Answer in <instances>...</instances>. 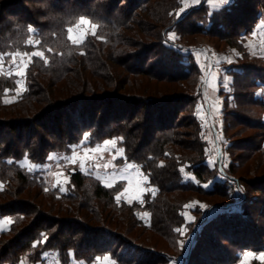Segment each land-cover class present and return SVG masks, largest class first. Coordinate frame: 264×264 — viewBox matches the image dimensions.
<instances>
[{"label":"trees","instance_id":"obj_1","mask_svg":"<svg viewBox=\"0 0 264 264\" xmlns=\"http://www.w3.org/2000/svg\"><path fill=\"white\" fill-rule=\"evenodd\" d=\"M178 1L0 0V54L10 59L15 53L31 54L39 49L48 61L45 64L32 57L26 90L11 103L5 98L17 90V79L0 74V135L5 129L17 133V140H0V181L11 187L19 185L12 191L0 189V218H13L9 229L0 232V264H37L49 251L57 253L60 264H72V260L93 263L105 255L116 264H168L172 257L169 252L132 240L148 232L172 245L178 236L176 228L184 222L181 212L194 194L215 199L211 208H220L223 213L206 231L196 232L195 244L186 251L182 264H232L245 250L264 251V232L249 220L252 208L260 201L250 198L244 175H236L240 167L233 163L226 171L219 164L214 168L207 164V142L197 116L204 74L188 44L196 35H205L234 45V40H239L245 30L252 31L264 17V1L257 2L255 8H263L258 13L246 7L244 0H234L211 15L204 2L202 8H194L179 22L174 13ZM152 3L159 5L148 15ZM150 16L156 31H147L146 36L155 44L140 53H125L133 35L148 29ZM82 17L95 22L98 29L82 46H75L68 38V29ZM201 20L208 26L199 24ZM29 26L35 34L29 33ZM170 31L178 32L179 43L167 39ZM186 38L187 44L183 42ZM115 47L123 49L120 59L114 55ZM152 50L157 59L151 64ZM134 59L141 64L129 69ZM231 67L230 95L236 109H264V101L256 95L264 84V61L242 59ZM161 82L166 85H157ZM228 108L224 109L225 131L229 130V119L238 117L237 111ZM248 115L254 117L253 113ZM65 116L70 119L67 129L62 122ZM247 124L261 131L256 147L247 155L249 159L258 152L264 154V119L248 120ZM39 127L48 128L44 136L37 133ZM85 133L92 144L121 139L126 160L139 165L155 191L147 193L141 203L118 202L117 188H108L76 171L71 174L73 189L60 195L55 190L45 191L40 179L17 163L24 157L44 162L51 152L68 151ZM247 159L242 158L243 165ZM189 174L191 179H187ZM218 175L223 182L215 180ZM211 181V188L206 189L204 185ZM231 181L240 187L244 184L239 201ZM36 188L50 198L48 212H42L41 204L35 201L18 200L24 191L30 193ZM56 201L69 203L67 209L53 206ZM236 201L240 211H229ZM137 212H149V219L139 220ZM138 228L143 233L135 232ZM217 234L229 247L218 241ZM44 236L47 241L37 243Z\"/></svg>","mask_w":264,"mask_h":264},{"label":"rangeland","instance_id":"obj_2","mask_svg":"<svg viewBox=\"0 0 264 264\" xmlns=\"http://www.w3.org/2000/svg\"><path fill=\"white\" fill-rule=\"evenodd\" d=\"M244 1L247 4L246 7L251 6V9H253L257 13L260 12V10L263 11V8L260 6V8H255L259 0ZM263 1L264 0H261V2ZM178 2L179 5L174 11L175 15L177 16L178 22L182 21L184 17H186L194 8H202L204 2L206 4V7H208V12L210 15L224 8L221 0H200V2L197 4H193L192 0H179ZM233 2L234 0H232V3ZM158 5L159 4H150L148 15L150 14V11H153ZM239 18L240 20L243 19V17L240 16ZM86 19L89 20L91 24L96 26V35L98 25L92 20L88 18ZM79 21L72 27H69V29H73L71 35L74 38L79 40L81 36L84 37L82 43H76L73 40L69 39L75 46H82L85 41L89 39V37L95 36L92 34L90 25H80L77 28L76 26H78ZM148 21L150 25L148 26V29L144 28L138 33V35H133V43L132 45H128L129 48H126L125 53H140L146 46L148 47L151 44H155L153 38L146 36V33L147 31H150V33H155L156 28H154V26L156 25V23L154 22V18L151 16L148 17ZM202 22L203 20H201L199 24L201 23L203 25L204 23ZM205 24L208 26V22H206ZM243 34L244 35L239 40H234V45H232L233 42L231 44H226L223 41H217L215 38L205 35H196L193 40L190 41V43H188L189 40L187 38L184 39L183 42L191 45L190 49L196 57L197 63L199 64L204 74L202 76L204 85L202 97L197 107V116L202 124V136L207 142V164L211 168H214L219 164L222 169L224 168L226 171L233 163L240 167L236 175L239 177L240 175H244L243 180L246 184V190L250 195V198H257L260 201L258 204L256 203L252 208L253 212H251V218L249 220H251V224L257 226L264 232V192L257 191L258 189L264 190V154L258 152L247 159V155L250 154L254 147H256L255 145L258 135L261 134V131L252 128L247 124L248 120L256 121L260 117H263L264 119V109L253 107V109L249 112L246 109L237 110L230 95L233 85V77L230 75V71L233 69L231 66L240 62L242 59L248 58H254L264 61V17H262L256 23L252 31L249 32L248 30H245ZM69 35L70 33L68 31V38ZM129 35L131 36V34ZM167 39L169 41L179 43L180 35L177 31H170L167 33ZM141 41L145 43V45L143 43L142 45H140L139 42ZM38 50L39 49L35 51ZM153 51L155 50H152L151 59L149 61V63L151 64L157 59V56ZM189 51L184 52L187 54L189 53ZM121 57L122 55L118 56L119 59ZM16 59L17 63L19 64L21 61V57L17 56ZM23 59L24 62H27V57H23ZM11 60L12 57L10 59H5L4 57L2 66H0V74L15 77L18 84L16 91L7 94L5 98V101L7 103L16 101L18 97L24 92V90H20V84L18 83V81H23V87L26 88L27 71L26 77L24 78L16 76L14 73L17 68L16 65H13L11 63ZM133 64L140 66L141 62L134 59L132 60V66L128 65L127 67L129 69L133 68ZM114 66L115 65L113 64V67ZM117 69L121 70L122 68L119 67ZM144 80L149 79L144 78ZM157 85L165 86L166 84L161 82ZM256 95L258 98L264 101V84H261L260 89L256 91ZM226 99L229 100V103H227V105L230 108L228 109H233V111H237L238 114L237 118L232 117L231 119H229L230 123H228V131H225L226 125L224 109L225 106L227 107V105L225 104ZM94 109L95 108L92 107L91 111L93 112ZM101 110L104 112L105 108L102 107ZM248 113H253L254 117H251L250 115H248ZM186 115L183 119L185 123L187 122L185 119ZM66 117L67 116L64 117L62 122L63 127L67 129L69 123L68 121L70 119L68 120V117ZM72 119L73 121L77 122L75 116ZM50 126L51 125H49V127ZM184 129L185 131H191V129H188V127H185ZM49 130H51V127ZM47 131L48 128L44 127H39V129H37V133L41 136H44ZM85 136L88 137L87 141H85L84 139ZM10 139L13 141L17 140V133L14 130L10 132L9 129H5V132L0 135V140L8 141ZM110 140L115 141V144H105L106 141ZM121 149L123 150L122 152L120 151ZM242 158L247 159L244 162V165ZM11 162L12 161H8V163L10 164ZM17 163L29 174L39 178L46 188H44L45 191H48L49 189L55 190L60 195L68 194L70 190L73 189L71 183V174L76 171H80L83 173V175L90 176L92 178H95L96 180H99L108 188H117L119 191L116 197L120 196L119 201H124L129 204L141 203L143 202L144 196L147 193L155 191V188L149 185V180L142 173L139 165L126 160L124 147L121 145V139L119 138L106 139L99 143L92 144L89 134L85 133V135L79 142L70 145V149L68 151L51 152L44 162L36 163L31 161L28 157H24ZM129 165H131V167H129ZM246 171L248 172L247 175H245ZM191 178V174L187 175V179ZM215 180L223 182L224 178L222 177V175H218ZM230 183L235 186L236 193H234V197L239 201L242 198L244 184L240 183L242 186L240 187L233 181H231ZM108 184H111L112 186L109 187ZM212 184L213 181L209 182L207 184L208 187L205 188H211ZM17 187L19 188V185L14 184L11 187V185H9L7 182L0 181V189H5L8 191L10 189V191H12L13 188ZM126 189L127 191H125ZM30 190V193H25L24 191L21 196L17 197L20 198L18 200L20 202H25V200L27 199L32 202L35 201V204H41L42 212H48L50 198L43 196L44 194L38 188ZM14 199H16V197H14ZM214 202H216L215 199H202L201 196H198L196 194L192 196V200L187 204L191 205V207H185L183 212H181L184 222L178 228L182 229V231H176V234H178V236L177 239L174 238L172 245H170L168 243V240L164 237H160L154 233L141 232V228L136 229L135 232L143 233L144 236L140 237L139 240L137 239V241L139 242L136 241L135 237L132 241H134V244L143 243L141 245L144 247L151 248L153 246H156L157 251L163 250L169 252L172 257L168 264H182L186 260L184 258L187 254L186 251L195 244L196 232H202V230L206 231V229L210 226L209 224H211L210 222L213 221L214 218H216L219 214L223 213L221 212L220 208H211V203ZM68 204L69 203H59L56 201L53 206H57L64 210L67 209ZM238 205L239 203H237L236 201L229 206L228 210L232 212L234 210L240 211V209L236 207ZM27 209L28 208L26 207V210ZM36 210V208L34 210L29 209V212H35ZM145 213H148V215L145 216ZM137 215L139 220L147 221L149 219L150 213L137 212ZM12 222V217L0 218V232L8 230ZM212 224L214 225L216 223L212 222ZM215 226L217 227V225ZM211 231L214 230L212 229ZM127 237H129L130 239L131 237L133 238V236L129 235ZM149 238L151 242L149 240L144 244V242ZM222 238V235L220 236V234H217L218 241L224 246L229 247V245H227L229 243H224L225 240L222 241ZM249 253L252 254L250 257L248 256ZM176 255L178 256L177 258L174 257ZM262 256H264V251L248 249L242 253H239L237 260L232 264H264V259L261 258ZM43 259V262H39L37 264H60L56 252L49 251L45 253L43 255ZM22 264H27V262H23ZM72 264L116 263L110 255H105L97 257L93 263L72 260ZM198 264L203 263L199 262Z\"/></svg>","mask_w":264,"mask_h":264},{"label":"snow or ice","instance_id":"obj_3","mask_svg":"<svg viewBox=\"0 0 264 264\" xmlns=\"http://www.w3.org/2000/svg\"><path fill=\"white\" fill-rule=\"evenodd\" d=\"M199 2H200V0H192V3L193 4H197ZM221 3H222V5L224 7H227L229 4L232 3V0H221ZM80 25H90V27L92 29V34L95 35V28H96V26L93 25V24H91L89 20H87L86 18H81L80 21H79V23H78V26H76V27L78 28ZM28 31L31 34H35V30L31 26L28 27ZM68 31L70 33L69 39L73 40L76 43H82L83 42V39H84L83 36H81L80 39L77 40L76 38H74L71 35L73 29L70 28ZM30 43H31V41H30ZM35 44L38 45L39 44V40H36L35 41ZM33 46H35V45H33ZM48 51L50 52L51 49H48ZM17 56H20L21 57V61H20L19 64L17 63V59H16ZM33 56L34 57H37V58H39L41 60H43L45 64H47V62H48L47 61V58L44 56V52L43 51H39V50L38 51H35V52L31 53V54H29V53H23V54H21V53H15V54L12 55L11 63L13 65H16L17 70L14 73L16 76L22 77V78L26 77L27 67H28V64L31 63ZM23 57H27V62H24ZM3 58H4L3 57V54H0V66H2ZM18 83L20 84V90H26V88L23 87V81H18ZM84 139H85V141H87L88 137L85 136ZM105 144H112V145H114L115 144V141H111V140L110 141H106ZM97 150H99V149H97ZM120 151L122 152L123 150L121 149ZM33 167H39V166H33ZM129 167H131V165H129ZM108 186L111 187L112 185L111 184H108ZM204 187H208V185L205 184ZM125 191H127V189ZM153 195H155V193H153ZM116 200L119 202L120 196H117L116 197ZM129 202H131V201H129ZM185 207H191V205H186ZM147 215H148V213H145V216H147ZM176 231L177 232H181L182 229L177 228ZM46 241H47V237L44 236L43 237V241H38L37 243L46 242ZM35 246L36 245L34 244L33 247H35ZM251 255H252L251 253L248 254L249 257ZM261 258L264 259V256H262Z\"/></svg>","mask_w":264,"mask_h":264},{"label":"clouds","instance_id":"obj_4","mask_svg":"<svg viewBox=\"0 0 264 264\" xmlns=\"http://www.w3.org/2000/svg\"><path fill=\"white\" fill-rule=\"evenodd\" d=\"M123 54H124L123 49H121V48H119V47H115V48H114V55H116V56H121V55H123Z\"/></svg>","mask_w":264,"mask_h":264}]
</instances>
